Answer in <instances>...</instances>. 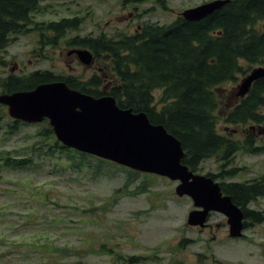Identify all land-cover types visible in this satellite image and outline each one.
I'll use <instances>...</instances> for the list:
<instances>
[{"label": "trees", "instance_id": "trees-1", "mask_svg": "<svg viewBox=\"0 0 264 264\" xmlns=\"http://www.w3.org/2000/svg\"><path fill=\"white\" fill-rule=\"evenodd\" d=\"M41 2L0 0V63L4 61V52L12 41L19 35L37 30L40 47L32 52L46 59L51 58L46 53L47 49L56 48L61 39L68 38L69 46L89 48L96 61L100 58L107 64L99 66L87 79L60 75L49 69H38L29 74L0 75V92L29 90L40 83L63 80L70 87L95 97L110 94L120 107L146 112L152 123L164 125L175 135L187 154L182 162L193 171H199L204 160L218 153L222 154L221 159L226 161V166H231L239 151L264 152V145L256 140L258 128L253 130L249 126L264 125V77L254 81L249 93L240 98L230 111L221 104L222 86L227 82H237L238 74L247 75L242 61L250 66L264 64V0H228L200 20H188L180 14L171 23L144 22L139 32L117 37L91 33L71 35L82 27L79 16L36 21L34 15L41 13ZM156 90H160L158 97ZM229 102L228 97L225 107ZM220 108H223L227 125L245 126L247 133H244V139L231 138L229 135L233 129L229 130L228 136L220 133ZM30 125L9 117L7 108L0 103V145L12 142L22 127ZM37 125L35 133L24 137L27 141L35 137L37 140L10 149L0 147L1 171L41 174L48 168V173L60 179L67 177L61 182L71 185L83 180L96 183L124 172L120 174L124 176V184L115 189L116 199L112 206L123 195L137 196L148 191L149 178L157 176L65 146L55 137L48 120ZM240 169L231 168L224 173L235 175ZM68 173L75 176H68ZM207 175L214 179L222 176L212 172ZM141 177L144 179L134 185ZM252 181L232 183L233 190L228 193L249 218L261 222L264 211L251 210L248 205L264 196V178ZM12 183L16 185L18 181ZM40 187L41 183L35 191L31 190L33 197L29 203L37 202L35 199ZM22 211L18 213H29L26 211L30 210ZM55 221L56 217L51 224ZM36 247L43 260L41 264H45L51 251L60 255L65 249L48 243ZM107 251L117 257L113 248ZM140 259L139 256L127 258L129 263Z\"/></svg>", "mask_w": 264, "mask_h": 264}, {"label": "rangeland", "instance_id": "rangeland-1", "mask_svg": "<svg viewBox=\"0 0 264 264\" xmlns=\"http://www.w3.org/2000/svg\"><path fill=\"white\" fill-rule=\"evenodd\" d=\"M209 1L213 0H42V11L34 15V20L79 16L82 18V27L78 32H71V35L91 33L117 37L136 33L138 22L171 23L184 10ZM138 12L144 13L139 21L134 17ZM39 38V32L33 30L12 41L4 52V61L0 63V75L29 74L38 69H49L60 75L87 79L106 63L99 58L87 65L75 54L68 55L72 48L67 44L68 38L61 39L56 48L47 49L46 53L51 58L46 59L32 52L40 47ZM242 65L247 74L256 67L264 66H250L245 61H242ZM238 76L237 82H227L222 86L221 104L226 110L238 102L235 98L239 94H235V91L246 75ZM155 94L158 97L160 90H156ZM228 97L230 106L225 107ZM223 108L219 111V131L227 135V131L233 129L234 134L229 136L240 140L244 136L245 126L235 128L227 125ZM37 126L32 124L22 127L13 136L12 142L1 144L0 147L10 149L37 140V137L28 141L24 139L26 134L35 133ZM260 140L262 142L259 144L264 145V138ZM221 155L219 153L204 160L199 172L216 173L223 162ZM233 166L242 168L236 180L243 181L264 174V152L252 154L239 151L234 157ZM120 174L96 183L83 180L71 185L61 182L67 177L60 179L48 173V168L41 174L0 170V264H41L43 260L36 246L40 247L44 243L65 248L60 255L51 251L45 264L209 263V260L205 261L206 257L200 258L198 254H209L205 243L212 238L208 232L187 224L188 213L195 207L188 196L180 197L175 193L178 181L152 176L149 178L148 191L137 196L123 195L112 206L116 199L115 189L122 187L125 181ZM68 176L75 175L68 173ZM2 178H5L4 181ZM143 179L141 177L134 185ZM16 181L18 184L12 183ZM39 183L41 187L35 199L37 202L31 204L28 201L33 197L30 192L35 191ZM251 207L264 211V197ZM27 209L29 213H18ZM55 217L56 221L51 224ZM209 219L213 223L219 222L222 228L226 226L218 232L228 231L229 226L223 214L215 213ZM245 230L251 232L246 241L220 233L212 243L215 256L235 263L242 260L247 264H264L259 255L261 246L257 245L264 239V223ZM110 248L116 251L117 257L108 253ZM129 256H139L141 259L129 263Z\"/></svg>", "mask_w": 264, "mask_h": 264}, {"label": "water", "instance_id": "water-1", "mask_svg": "<svg viewBox=\"0 0 264 264\" xmlns=\"http://www.w3.org/2000/svg\"><path fill=\"white\" fill-rule=\"evenodd\" d=\"M228 0H213L186 9L188 20H200ZM81 62L90 65L93 53L76 48ZM264 77V67L254 68L239 84L237 94L244 97L253 82ZM0 103L10 117L27 123L47 119L57 139L65 146L88 153L119 165L146 173L166 176L178 181L176 193L192 198L195 209L187 222L205 226L211 211L228 217L231 236L242 235L244 211L223 195L213 178L196 174L182 160L187 156L182 142L164 125L152 123L146 112L122 108L114 96L95 97L71 88L65 81L40 83L33 89L0 93Z\"/></svg>", "mask_w": 264, "mask_h": 264}, {"label": "flooded vegetation", "instance_id": "flooded-vegetation-1", "mask_svg": "<svg viewBox=\"0 0 264 264\" xmlns=\"http://www.w3.org/2000/svg\"><path fill=\"white\" fill-rule=\"evenodd\" d=\"M143 16H144V13L143 12H138V14H136V13L134 14V17H136V20H138V21H139V17H143ZM137 26H138V29L136 31L139 32L141 30L142 22H138L137 23ZM71 49H73V48H71ZM70 50L67 53L68 55L75 54L77 56L76 53H70ZM238 126L239 127H242L240 125H238ZM249 126H251L253 128V130L255 128H258L257 135H256V140L258 142H260L261 141L260 138L261 137L264 138V134H263L264 133V125L263 124H249ZM259 128H261V129H259ZM246 153H249V152H246ZM218 154H216L215 156H217ZM253 154H256V153H253ZM215 156H212V157H215ZM225 163H226V161L222 162V164L220 166L221 168L216 172L218 174L221 173L222 176H219V177H217V178L214 179L216 182L219 183L223 195H230L228 192H231L233 190L231 188V186H230L232 183H244V182H249V181H252V180L254 181L256 178H261V179L264 178V174H261L259 176H256V177H253V178H250V179H246V180H243V181L236 180L235 177L239 175V171L242 170V168L241 167H233L232 165L231 166H226ZM201 168H202V166H201ZM231 168H241V169L235 175L224 173V171H229V169H231ZM196 173H200V172L199 171H196ZM254 203H252V204H254ZM248 208L251 209V210H254L250 205H248ZM215 213H218V212H214V211L211 212L209 214V217L211 218ZM244 214H245V227L246 228H249L251 226H254L257 223L255 221H253L251 219V217L249 218L248 215H246L245 211H244ZM261 222L264 223V217H263V220ZM226 223H227V218H226ZM226 223L224 222V224H226ZM198 228L201 231H203V232H208V234L212 238V240L206 241V243H205V245L207 246V248L209 250V254L207 255V253H204V252H200L198 254L200 258L201 257H206L205 258V261H208L209 260V263H207V264H247L246 262H244L242 260H239L238 262L235 263V262H231V261L224 260V259H222L220 257L218 258L217 256H215L216 254L212 252V243L217 240V237L219 236L220 233H223L225 235H228L230 238L242 239V241H246L248 239V235L251 234V232H248L247 233V231L244 230V233L242 234V236H240V237H233L229 233V228H228V231L218 232L221 229L226 228V226L222 228L219 222L213 223L211 221V219H208L207 220V223H206L205 227H203V228L198 227ZM262 241L263 242L257 243V245L261 246L260 247L261 254H259V255H260V257L264 261V239H262ZM180 244H182V243L180 242ZM256 256H258V255H256ZM197 264H202V263H201V261H199V263L197 262Z\"/></svg>", "mask_w": 264, "mask_h": 264}]
</instances>
